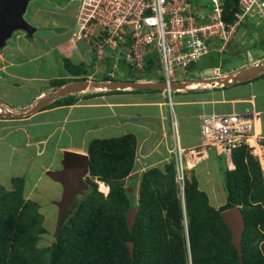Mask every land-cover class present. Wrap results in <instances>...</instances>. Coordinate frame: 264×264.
<instances>
[{
  "label": "crops",
  "instance_id": "1",
  "mask_svg": "<svg viewBox=\"0 0 264 264\" xmlns=\"http://www.w3.org/2000/svg\"><path fill=\"white\" fill-rule=\"evenodd\" d=\"M78 2L27 0L21 16L31 28L30 33L17 28L0 47V108L2 111L8 109L11 113L0 116V155L1 151L8 152L1 155L0 167L15 165L23 170L30 162L43 172L44 168L59 162L61 170L66 152L87 155L91 140L125 134L135 138L133 167L136 164L142 168L146 165H164L172 158L170 148L173 142L167 91L164 89L127 87L111 90L92 86L78 92L56 94L64 85L90 76L99 80H90L92 83L106 82L101 80L100 75H95L102 68H99V64L103 60L93 54L86 41L76 40L72 36ZM252 23L255 28L259 25L255 21ZM241 39V42L229 46L232 52L239 54L243 51L247 40L245 30ZM106 54L110 56V53L104 56ZM214 54L197 62H210ZM260 56L255 57L261 59ZM255 57L248 52L246 61L240 67L223 72L218 80L208 77L207 82L201 79L205 77L198 74L206 69L220 72L219 65L201 71L196 69L197 66L186 72L181 71L184 78L179 77V72L175 74L178 80L174 83L184 84L175 89L171 98L178 117L182 147H193L199 142L201 117L205 115L234 113L249 116L253 119L254 133L264 136V71L250 79L226 81L227 77L238 71L264 62L250 63ZM113 67L116 72L114 64ZM189 70L197 71V76L191 75ZM117 80L135 81L130 76L125 79L117 77ZM136 80L154 82L151 79ZM43 99V105L38 106ZM211 154L219 156L214 149H209L207 160ZM16 174L9 170L1 172L0 169V185L13 189L12 182L7 184L1 179L7 177L11 181L14 175L24 178ZM59 184L63 187L61 182ZM23 188V194H27L29 189L26 184H23Z\"/></svg>",
  "mask_w": 264,
  "mask_h": 264
},
{
  "label": "trees",
  "instance_id": "2",
  "mask_svg": "<svg viewBox=\"0 0 264 264\" xmlns=\"http://www.w3.org/2000/svg\"><path fill=\"white\" fill-rule=\"evenodd\" d=\"M237 8V0H226L224 19L230 21ZM210 59L192 63L187 70L217 67L216 58ZM225 155L226 200L219 206L210 204L194 176L184 177L180 188L173 158L163 168L155 166L142 174L136 204L123 186L133 169L134 136L91 140L89 174L105 182L109 191L104 196L93 183L91 193L44 250L34 247L42 214L37 203L24 198V182L13 177V189L0 185V264H44L38 262L37 253L47 252L46 264H264V168L247 144ZM233 206L240 208L244 219L241 256L221 216ZM134 207L137 211L129 229L125 212ZM126 240L133 242L132 256Z\"/></svg>",
  "mask_w": 264,
  "mask_h": 264
},
{
  "label": "built area",
  "instance_id": "3",
  "mask_svg": "<svg viewBox=\"0 0 264 264\" xmlns=\"http://www.w3.org/2000/svg\"><path fill=\"white\" fill-rule=\"evenodd\" d=\"M225 1L79 0L75 14L77 30L72 36L86 41L98 59L106 51L114 59L117 50H121L131 66H140L146 59L151 65L158 61L161 81L169 85L178 80L175 74L187 71L192 63L213 52H225L233 42H241L247 17H264V0H237L238 8L231 12V20L226 21ZM106 74L115 77L113 71ZM173 92L167 89L173 141L170 152L181 189L185 169L206 161L209 149L228 154L231 149L247 144L253 155L264 153V136L254 133L253 119L234 113L201 117L199 142L193 147H182L178 117L171 102Z\"/></svg>",
  "mask_w": 264,
  "mask_h": 264
},
{
  "label": "rangeland",
  "instance_id": "4",
  "mask_svg": "<svg viewBox=\"0 0 264 264\" xmlns=\"http://www.w3.org/2000/svg\"><path fill=\"white\" fill-rule=\"evenodd\" d=\"M247 18H249V20H247L246 22L247 24L241 30V31L245 30L247 33V40L245 45L243 46V51L241 53L239 54L234 53L232 52L231 48H229L225 53H220V54L215 53L214 57L216 58L215 59L217 61L216 63L220 67V72L219 70L215 71L212 69L210 70L206 69L204 70L205 71L204 73L198 74L197 71L189 70L190 74L194 76H197L198 74L199 76L215 77L217 79V76L221 75L223 72L233 68L240 67V65H242L246 61L245 60L246 54L248 52L249 55L252 57L261 54L260 56L261 59H257L258 57L257 58L255 57L256 59L252 58V60H250V63L255 62L253 64H260L262 58L264 57V54L262 53V49L264 47V17H262L261 15H257L256 17H252V18L247 17ZM251 21L252 22L255 21L259 25L255 28V26L252 25ZM76 30H77V25H75L74 31ZM105 53H110V52L106 51L104 52V54ZM125 55H126V51H125ZM100 56H101L100 60H103V62L99 64V68L101 67L102 68L95 75L96 76L100 75L101 80L103 81L112 80L106 74L108 71H115L111 63H113L114 66L116 67L115 78L118 77L120 79H125L130 76V78L133 80L136 79H154L155 81H159V79L161 80L162 76L158 61H155L153 65H151L150 60L146 59L145 62H142L140 66H133V65L131 66L129 65V63L126 62V60H124L123 51L121 50H117L114 59L113 58L111 59L109 54H106L105 56H103L102 54ZM145 58H148V55H146ZM118 59H120V61H118V67H117L116 61ZM203 59L204 58H201L200 60ZM178 75L180 78H184L182 72H179ZM91 80L94 81L96 80V78ZM92 89H96V88H91L90 90ZM8 111H9L8 109L2 111V109L0 108V116L8 115L7 113ZM6 153H3V151H1V155H4ZM1 155H0V161H1ZM23 156L25 159L27 158L26 155ZM226 157L227 156L225 154H221V156L219 157H215L213 154H211L209 160L200 163L195 169L187 168L184 171V177L191 179L192 176H194L197 179L199 188L207 193L210 204L216 207L226 200V193L224 190V176H223L224 167L227 165ZM169 161L170 159L167 162ZM15 162H18V160L15 159ZM28 163L27 165L25 164L26 168L23 170H21L20 167L19 169L16 168L15 165H13L14 167L9 165L8 166L6 165L7 167L1 166L0 169L1 172H5L9 170L12 173H17L16 175H21L22 177H24L23 179L22 178L20 179L24 182L23 184H26V188L27 190L29 189V191L27 194H23V195H26L27 198L29 197L30 200L32 199V201L37 203L38 211L42 214V220L40 224L41 229L36 234L37 240L36 243L34 244V247L38 248L39 250H44L43 249L44 247L47 248L51 247L52 243L56 238L57 233L59 232V228L68 220L69 217H72L75 214L79 203L83 201L91 193V191L93 190V183L96 185V190L101 192L104 196L107 195L109 191V187L105 182L101 181L97 177L91 176L89 174L88 168H86L84 174L81 177V183H82L81 186L77 190H75L71 202L67 205L66 209L63 211L61 207V202L63 199V187H61V185L59 184L61 181L56 178L57 174L62 170L59 169L60 166L59 162L58 163L54 162L53 165H50L46 169L44 168L45 170L43 169V172H41L39 167L35 168L34 163L33 164L30 163L31 165ZM136 166L138 165L136 164L133 167V169L130 170L129 174L124 178L123 186L125 187V190L131 193L133 201L137 204L139 197L138 194L139 180L142 174L147 169L155 167V165H151V166L146 165V167L143 168L142 166H138V167ZM156 167L163 168V165L161 166L156 165ZM14 177L16 176L14 175ZM7 179L8 178L6 177L1 180L5 182L7 181V184H9L11 181ZM130 181H134L133 185H130ZM99 182H102L104 185H106V188L108 187L107 192L104 193L99 190V184H100ZM181 205L184 206V200L183 202H181ZM182 221H186V220L183 219ZM48 253L49 252H47L46 254L37 253L38 262L42 261L44 264H46L45 259L49 257Z\"/></svg>",
  "mask_w": 264,
  "mask_h": 264
},
{
  "label": "water",
  "instance_id": "5",
  "mask_svg": "<svg viewBox=\"0 0 264 264\" xmlns=\"http://www.w3.org/2000/svg\"><path fill=\"white\" fill-rule=\"evenodd\" d=\"M27 0H0V47L3 46L4 41L10 37L12 32L19 29H26L31 31V28L23 20L22 13L24 12ZM264 71V62L260 65H254L252 67L238 71L236 74L227 77V82L242 81L255 77L259 72ZM183 83H167L163 82H138V81H117L111 80L108 82H95L88 79L72 81L64 85L59 89L56 94L62 95L66 93H73L85 90L89 87L99 86L102 89H124V88H152V89H179L183 87ZM45 100H40L38 106L43 105ZM37 106V107H38ZM11 115L10 111H8ZM88 166V156L85 154L66 152L63 160V168L57 174L63 185V199L61 207L63 211L67 205L71 202L75 190L81 186V177L84 174ZM181 202H183V195L181 194ZM137 208H130L126 210L125 214L128 220V226L131 227L134 222L135 213ZM223 221L230 229V241L235 246L237 253L241 256V236L244 228V219L241 210L238 206L227 208L221 212ZM185 220V219H184ZM126 245L130 256L133 255V242L126 240Z\"/></svg>",
  "mask_w": 264,
  "mask_h": 264
},
{
  "label": "clouds",
  "instance_id": "6",
  "mask_svg": "<svg viewBox=\"0 0 264 264\" xmlns=\"http://www.w3.org/2000/svg\"><path fill=\"white\" fill-rule=\"evenodd\" d=\"M248 19V18H247ZM247 19H246V21H247ZM246 21H245V23H246ZM245 23H244V26H245ZM239 42V41H238ZM238 42H233V43H238ZM233 43H231V44H233ZM230 44V45H231ZM228 49H229V47H228ZM227 49V50H228ZM226 50V51H227ZM225 51V52H226ZM225 52H223V53H225ZM212 54V53H211ZM210 54V55H211ZM213 54H214V52H213ZM263 54H264V49H263ZM209 55V56H210ZM206 57H208V56H206ZM264 61V57L262 58V60H261V62H263ZM111 65L113 66V63H111ZM206 69V68H205ZM114 73H116L115 71H113ZM181 72V71H180ZM91 77L92 76H90L89 78H88V80H91ZM203 77H205V76H203ZM227 76H225V78H226ZM110 79H112V80H117V78H111V77H109ZM217 78L219 79L220 78V76H217ZM201 79H204L205 81H208V77H205V78H201ZM150 80V79H149ZM151 80H154V79H151ZM108 81H111V80H106V82H108ZM117 81H120V80H117ZM123 81H126V80H123ZM135 81H137V80H135ZM177 81V80H176ZM149 82H153V81H149ZM154 82H158V81H155L154 80ZM159 82H161V80H159ZM172 82H175V81H171L170 83H172ZM163 83H165V82H163ZM112 90V89H111ZM114 90V89H113ZM165 91H167V89H164ZM171 90H173V89H171ZM175 91V90H174ZM178 124H179V122H178ZM251 149V148H250ZM220 154H226V153H220ZM263 155H264V153H263ZM254 157H256L257 158V160L259 161V164H260V167H261V169H263L264 168V166H263V163H262V158H261V153H260V156L258 155V154H256V155H254ZM171 160V159H170ZM195 167V166H194ZM188 168H190V166L188 167ZM192 168V167H191ZM108 188V187H107ZM107 191H108V189H107Z\"/></svg>",
  "mask_w": 264,
  "mask_h": 264
},
{
  "label": "bare ground",
  "instance_id": "7",
  "mask_svg": "<svg viewBox=\"0 0 264 264\" xmlns=\"http://www.w3.org/2000/svg\"><path fill=\"white\" fill-rule=\"evenodd\" d=\"M251 143H254V139L252 138L251 139ZM261 153V158H262V163L264 164V155L262 152ZM99 190L102 191V192H107V188H106V185H104L102 182H99Z\"/></svg>",
  "mask_w": 264,
  "mask_h": 264
}]
</instances>
